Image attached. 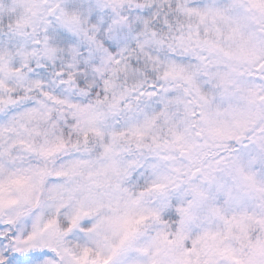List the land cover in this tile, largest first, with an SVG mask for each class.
<instances>
[{"label":"snow or ice","instance_id":"6c2138e0","mask_svg":"<svg viewBox=\"0 0 264 264\" xmlns=\"http://www.w3.org/2000/svg\"><path fill=\"white\" fill-rule=\"evenodd\" d=\"M0 264H264V0H0Z\"/></svg>","mask_w":264,"mask_h":264}]
</instances>
